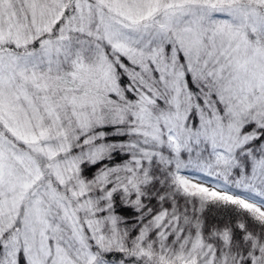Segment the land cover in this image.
<instances>
[{
    "label": "snow or ice",
    "instance_id": "6c2138e0",
    "mask_svg": "<svg viewBox=\"0 0 264 264\" xmlns=\"http://www.w3.org/2000/svg\"><path fill=\"white\" fill-rule=\"evenodd\" d=\"M0 264H264V0H0Z\"/></svg>",
    "mask_w": 264,
    "mask_h": 264
}]
</instances>
